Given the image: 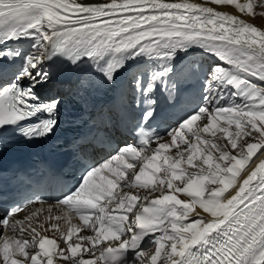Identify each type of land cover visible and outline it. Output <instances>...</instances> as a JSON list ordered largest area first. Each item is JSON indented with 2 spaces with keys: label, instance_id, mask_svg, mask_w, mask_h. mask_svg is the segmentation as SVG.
<instances>
[{
  "label": "snow or ice",
  "instance_id": "1",
  "mask_svg": "<svg viewBox=\"0 0 264 264\" xmlns=\"http://www.w3.org/2000/svg\"><path fill=\"white\" fill-rule=\"evenodd\" d=\"M257 18L264 0H0V64L19 62L0 73V136L55 134L64 98L44 89L58 59L83 73L82 88L124 86L141 113L135 143L51 202L36 195L0 212V264H264ZM193 76L199 103L156 131L157 92L172 101Z\"/></svg>",
  "mask_w": 264,
  "mask_h": 264
},
{
  "label": "bare ground",
  "instance_id": "2",
  "mask_svg": "<svg viewBox=\"0 0 264 264\" xmlns=\"http://www.w3.org/2000/svg\"><path fill=\"white\" fill-rule=\"evenodd\" d=\"M228 10V9H226ZM257 23H264V18H257ZM200 59L199 54L197 53L194 57L187 58V60H197ZM186 61H181V63H186ZM204 67H207V61H202ZM159 92V91H158ZM157 92V94H158ZM178 92H180V101L179 105H174L178 109L175 110L177 115V119L180 120L185 113L190 112L191 109L199 103L201 97L200 93V83L199 79L195 76L183 79L179 83ZM108 100L116 107L117 113H110V107L105 106L102 110L100 116L104 121V133L107 139H111L113 137H119L118 129L123 128L124 122L129 121V119L133 116V111L135 110L134 106V98L132 97L130 91L124 86H118L114 89H109V97ZM182 115V117H181ZM220 133H218L219 135ZM125 143H122V146ZM184 146L181 145V148ZM176 149H171L170 154L174 153ZM96 159L101 157L102 160L107 158L104 153H99V155L95 154ZM99 162V160H97ZM139 204V201L137 202ZM55 211V210H54ZM46 213H43L45 215ZM59 214V213H57ZM42 217V216H40ZM73 223L78 222V217H73ZM63 225V221L60 222ZM3 231L0 232L2 234ZM51 234V233H50ZM83 232L77 234L82 235ZM76 239V237H74ZM158 264H162V262H158Z\"/></svg>",
  "mask_w": 264,
  "mask_h": 264
},
{
  "label": "rangeland",
  "instance_id": "3",
  "mask_svg": "<svg viewBox=\"0 0 264 264\" xmlns=\"http://www.w3.org/2000/svg\"><path fill=\"white\" fill-rule=\"evenodd\" d=\"M232 130H234V127H233V129ZM223 134L222 133H220L218 136H222ZM225 143H226V141H224ZM230 147V146H229ZM215 155V154H214ZM79 234V233H78Z\"/></svg>",
  "mask_w": 264,
  "mask_h": 264
}]
</instances>
